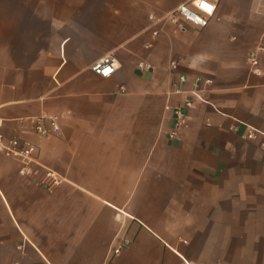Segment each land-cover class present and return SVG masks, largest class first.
<instances>
[{
  "label": "crops",
  "instance_id": "1",
  "mask_svg": "<svg viewBox=\"0 0 264 264\" xmlns=\"http://www.w3.org/2000/svg\"><path fill=\"white\" fill-rule=\"evenodd\" d=\"M183 1L0 0V134L36 148L0 152V264H264V149L244 136L264 132V0H216L203 28L149 20ZM180 73L212 84L173 138ZM41 115L59 129L36 134Z\"/></svg>",
  "mask_w": 264,
  "mask_h": 264
},
{
  "label": "built area",
  "instance_id": "2",
  "mask_svg": "<svg viewBox=\"0 0 264 264\" xmlns=\"http://www.w3.org/2000/svg\"><path fill=\"white\" fill-rule=\"evenodd\" d=\"M216 0H185L180 3L175 9L168 12L163 17L156 19L153 15H149V20L152 22H160L166 19L171 23L181 27L183 22L190 23L193 26L203 28L207 26L210 18L215 12ZM207 5V7H205ZM152 36L158 35V30H152ZM264 54V36L256 43V45L250 50L247 61L249 64L250 71L255 76H261L264 74V67L261 64V55ZM172 69L176 68V62L172 60L170 62ZM140 69L151 68L145 62L141 61L138 63ZM91 69L94 73L101 77H110L114 74L117 69V61L113 55H109L103 59L95 61L91 65ZM189 82L190 88L186 90L184 85ZM212 84L211 78H205L200 76H194L189 78L186 74L180 73L176 76L173 81V94H187L190 98L185 97L184 100L173 107L174 123L173 128L170 132L173 138H177L179 129L183 126L185 121V112L191 109L195 102H207L203 93L207 86ZM55 116L41 115L30 118L33 130L36 134L41 136L49 135L51 132H55L59 129ZM47 122V124H46ZM245 138L250 140L261 139V147L264 149V132L248 127ZM0 152L7 156L20 159L25 163L32 161L36 152V148L33 145L22 146L20 140L17 138L5 139L0 134ZM24 169H21L23 173ZM46 187L51 188L58 182V178L47 171ZM129 243L128 239H123V242L113 249V254H117L122 246Z\"/></svg>",
  "mask_w": 264,
  "mask_h": 264
},
{
  "label": "snow or ice",
  "instance_id": "3",
  "mask_svg": "<svg viewBox=\"0 0 264 264\" xmlns=\"http://www.w3.org/2000/svg\"><path fill=\"white\" fill-rule=\"evenodd\" d=\"M205 7H207V5H205Z\"/></svg>",
  "mask_w": 264,
  "mask_h": 264
}]
</instances>
